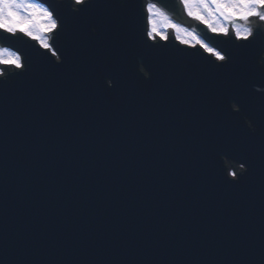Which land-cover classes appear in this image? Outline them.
I'll return each mask as SVG.
<instances>
[{"label":"water","instance_id":"water-1","mask_svg":"<svg viewBox=\"0 0 264 264\" xmlns=\"http://www.w3.org/2000/svg\"><path fill=\"white\" fill-rule=\"evenodd\" d=\"M43 1L52 4V0ZM151 1L169 7L175 3L174 0ZM128 2L134 5L129 10V23L134 12L137 35L145 39L141 0ZM54 5L65 9L69 2ZM86 35L100 45L106 41L103 24L95 21L88 27ZM205 36L203 33V38ZM219 39H216L219 47H225L224 41ZM167 51L147 58L134 52L127 66H120L113 60L90 66L79 50L70 52L63 66H50L36 55L27 74L11 78L12 83L23 85L21 94L13 93V98L19 100V107L25 111L21 112V117H29L28 122L34 123L31 143H25L22 158L26 155L30 161H47L52 154L58 156L56 162L47 163L41 179L43 184L53 183L57 189L55 196L45 201L41 211L43 216L39 214L32 225L34 230L53 232L49 239L56 241L55 262H51L53 252L44 241L49 264H264V239L254 241L264 238V141L244 142L227 155L218 154L214 161L207 157L206 145L218 131L215 126L218 110L213 100L217 78L202 66L204 62L200 60L199 51L194 50L193 56L184 55L194 51L175 45H167ZM140 67L146 77L140 73ZM112 78L119 81L117 86H113ZM253 82L262 83L259 79ZM110 86L113 90L105 91ZM66 98L69 101L64 102ZM46 99L52 104L46 103ZM56 101L59 102L57 107H61L58 110L63 113L62 108L73 111L78 106V115L72 122L52 114ZM39 108L48 112L44 119L39 118ZM252 112L256 117L253 122L258 128L264 127V111L255 105ZM239 124L245 127L242 121ZM94 129L102 140L100 154L97 158H82L80 170L88 177L77 179L78 174L73 173L74 178L68 172L73 171L74 166L66 169L57 165L66 156L93 155L98 148L97 136L92 134ZM106 142L147 154L144 162L148 167L139 168L138 175L131 178L135 169L132 159L121 167L125 170L120 178L124 181L123 186L106 184V180L97 184L119 153L113 154L108 161L104 153ZM203 154L205 160L201 158ZM241 157L247 159L249 172L241 177L239 184H225L221 178L224 175L222 158L244 162ZM170 162L175 167L178 163L180 169L174 172L172 167H167ZM1 165H4L3 161ZM4 168L16 173L6 165ZM154 168L167 173L160 178ZM48 170L52 175H48ZM148 174L151 180H147ZM66 176L74 180L72 184H60V179ZM166 181H171L170 185H164ZM153 185L160 187V199L168 192L166 209L157 208L159 196L148 198L155 213L146 215L150 221L148 226L139 219L137 223L140 225L141 222V225L135 231H127L125 222L134 219L133 212L136 207H141L135 205V201H140L142 194L151 197L156 190ZM21 189L23 196L13 197L21 204L18 208L17 204L14 208L4 207L0 201V228H3L0 236L6 231L11 236L5 242L12 249L9 264H25L27 259L37 263L43 259L42 244L36 245L32 253L26 251L27 243L21 235L25 234V224L20 230L12 227L19 225L13 217L25 213V184ZM221 191L226 194L218 196ZM140 203L146 205L143 201ZM146 207L150 210V205ZM245 207L253 209L251 215L256 226L247 236L228 243L229 249L222 242L215 243L222 234V222L227 224L230 219L236 220L233 230L242 227L243 222L237 218L241 214L247 221L249 215ZM21 208L24 210L20 211ZM197 219L203 220L197 222ZM215 219L219 227L214 224ZM40 222L44 224L39 226ZM56 232L59 240L54 235ZM142 236H148V242H143ZM28 237H32L28 241V251H31L36 243L33 236ZM249 243H257L263 250L258 253L257 260L245 253ZM239 246L243 248L239 249ZM146 248L150 251L147 257ZM90 255L96 256H92L95 262L87 260ZM243 255L246 258L240 257ZM185 259L189 261L185 262Z\"/></svg>","mask_w":264,"mask_h":264},{"label":"snow or ice","instance_id":"snow-or-ice-1","mask_svg":"<svg viewBox=\"0 0 264 264\" xmlns=\"http://www.w3.org/2000/svg\"><path fill=\"white\" fill-rule=\"evenodd\" d=\"M183 2L189 8L188 14L205 24L208 31L214 34L206 35L203 39L192 32L176 37L181 44L207 53V57L203 54L200 56V60L204 62L202 66L217 78L213 100L218 110L215 125L218 131L206 145L209 156L213 158L220 153L227 155L228 151L244 142L256 139L264 141V127L258 128L257 123L253 122L256 117L252 112L255 105H259L264 111V0H197L213 20L207 19L202 12H193L189 0ZM74 3L78 7L73 10L71 5L59 9L54 4L44 6L32 0H0V30L9 34V39L28 37L37 41L46 50L37 55L50 66H63L70 52L77 50L90 66L105 60L127 66L132 61L134 52L141 53L142 58L168 52L167 43L159 42L169 41L166 32L161 30L162 22L165 29L170 28L177 33L186 32L171 23L155 3H149L145 7V39L137 35L134 12L129 23V10L134 5L128 0H74ZM254 20L259 21V24H254ZM93 21L104 26L106 41L103 45L87 38V29ZM48 34H52L51 38ZM217 37L226 38L224 43L227 47H219ZM149 40L153 43H149ZM49 52L51 56L48 55ZM195 54L194 51L184 55ZM0 65L19 70L12 76L17 77L30 71L32 61L25 59L22 62L21 55L8 48H0ZM148 71L152 73L149 69ZM0 77H5L0 79V84L8 83L6 70L0 71ZM112 79L113 86H117L119 81ZM257 79L262 83L253 82ZM257 84L259 87H256ZM113 86L105 91H112ZM252 93L260 95L253 96ZM240 121L245 127H240ZM241 159L244 162L238 160V171H228L221 177L225 184H239L241 177L249 172L247 159Z\"/></svg>","mask_w":264,"mask_h":264},{"label":"rangeland","instance_id":"rangeland-1","mask_svg":"<svg viewBox=\"0 0 264 264\" xmlns=\"http://www.w3.org/2000/svg\"><path fill=\"white\" fill-rule=\"evenodd\" d=\"M183 1V0H182ZM185 5V4H184ZM189 6H190V8H191V10L193 11V12H197V11H199V12H202L203 13V15H205V17L207 18V19H209V20H213L214 18L212 17V16H210L209 14H208V12L207 11H205L204 9H203V7L201 6V5H199L198 3H197V0H189ZM186 9H187V12H189V8H187V7H185ZM163 28H164V26H161V30L163 31ZM179 35H182V34H179Z\"/></svg>","mask_w":264,"mask_h":264},{"label":"bare ground","instance_id":"bare-ground-1","mask_svg":"<svg viewBox=\"0 0 264 264\" xmlns=\"http://www.w3.org/2000/svg\"><path fill=\"white\" fill-rule=\"evenodd\" d=\"M162 26H163V22H162V24H161Z\"/></svg>","mask_w":264,"mask_h":264}]
</instances>
